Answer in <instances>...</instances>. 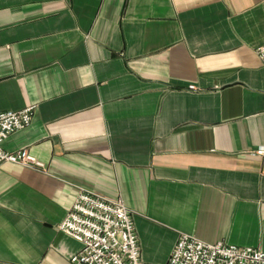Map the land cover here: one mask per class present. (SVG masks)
I'll return each instance as SVG.
<instances>
[{"label":"crops","instance_id":"crops-1","mask_svg":"<svg viewBox=\"0 0 264 264\" xmlns=\"http://www.w3.org/2000/svg\"><path fill=\"white\" fill-rule=\"evenodd\" d=\"M264 0H0V264H73L79 187L123 198L140 254L184 232L264 250Z\"/></svg>","mask_w":264,"mask_h":264},{"label":"built area","instance_id":"built-area-1","mask_svg":"<svg viewBox=\"0 0 264 264\" xmlns=\"http://www.w3.org/2000/svg\"><path fill=\"white\" fill-rule=\"evenodd\" d=\"M264 65V43L256 49ZM34 105L0 111V164L12 162L29 168H44V163L26 148L9 151L2 147L10 134L27 127ZM133 213L123 198H107L79 187L76 199L66 211L59 228L81 242L70 255L73 264H153L142 259ZM160 264V263H154ZM161 264H264V250L255 246L207 242L182 232L171 255Z\"/></svg>","mask_w":264,"mask_h":264}]
</instances>
